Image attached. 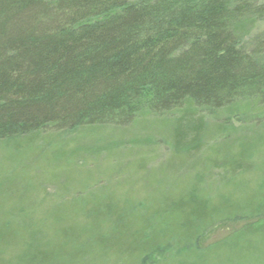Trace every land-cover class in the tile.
<instances>
[{
	"label": "trees",
	"instance_id": "1",
	"mask_svg": "<svg viewBox=\"0 0 264 264\" xmlns=\"http://www.w3.org/2000/svg\"><path fill=\"white\" fill-rule=\"evenodd\" d=\"M263 23L264 0H0V139L182 111L178 140L194 144L197 107L264 112ZM239 156L221 168L244 171ZM166 198L174 228L163 235L113 192L64 199L43 217L13 209L0 220V264H168L148 262L149 251L216 216L217 203ZM227 203L232 212L255 202ZM261 222L244 231L251 244L264 245Z\"/></svg>",
	"mask_w": 264,
	"mask_h": 264
},
{
	"label": "rangeland",
	"instance_id": "2",
	"mask_svg": "<svg viewBox=\"0 0 264 264\" xmlns=\"http://www.w3.org/2000/svg\"><path fill=\"white\" fill-rule=\"evenodd\" d=\"M197 108L194 116L202 118V130L194 144L192 136L178 140L182 111L143 112L124 126L0 139V220L13 209L43 217L64 199H102L113 192L122 197L125 210L147 216L148 233L163 235L174 228L172 216L166 215L173 205L166 203L167 195L186 194L194 202H216L217 215L194 222L186 236L173 230L149 251L148 262L165 258L168 264H264V245L251 244L244 235L259 228L264 218V112L256 118L246 107L236 112L230 106ZM188 149L192 153L186 159L177 155ZM237 154L248 163L244 171L221 168L222 161ZM251 196L253 210L228 211L230 198Z\"/></svg>",
	"mask_w": 264,
	"mask_h": 264
}]
</instances>
